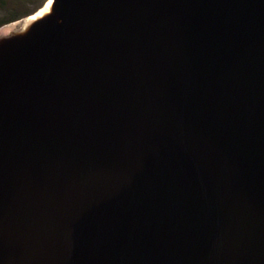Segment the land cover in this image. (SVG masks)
<instances>
[{"label":"water","instance_id":"95a60500","mask_svg":"<svg viewBox=\"0 0 264 264\" xmlns=\"http://www.w3.org/2000/svg\"><path fill=\"white\" fill-rule=\"evenodd\" d=\"M0 264H264V0H53L2 36Z\"/></svg>","mask_w":264,"mask_h":264},{"label":"trees","instance_id":"16d2710c","mask_svg":"<svg viewBox=\"0 0 264 264\" xmlns=\"http://www.w3.org/2000/svg\"><path fill=\"white\" fill-rule=\"evenodd\" d=\"M45 0H0V12H6L8 16L0 20V28L23 20L39 9H41Z\"/></svg>","mask_w":264,"mask_h":264},{"label":"bare ground","instance_id":"6f19581e","mask_svg":"<svg viewBox=\"0 0 264 264\" xmlns=\"http://www.w3.org/2000/svg\"><path fill=\"white\" fill-rule=\"evenodd\" d=\"M52 5H53V0H47L45 6L39 9L33 15L23 20H20L19 22L3 27L0 30V37L26 31L33 22L49 14L51 12Z\"/></svg>","mask_w":264,"mask_h":264},{"label":"rangeland","instance_id":"374dc122","mask_svg":"<svg viewBox=\"0 0 264 264\" xmlns=\"http://www.w3.org/2000/svg\"><path fill=\"white\" fill-rule=\"evenodd\" d=\"M46 2H45V4L47 3V0H45ZM45 4H44V6H45ZM43 6V7H44ZM36 13V12H35ZM8 16V14L6 13V12H0V20H3V19H5L6 17ZM1 30V29H0ZM1 38V37H0Z\"/></svg>","mask_w":264,"mask_h":264}]
</instances>
